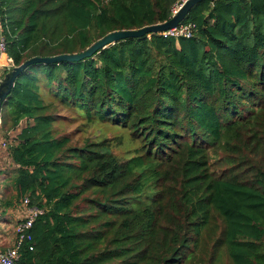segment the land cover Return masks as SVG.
Wrapping results in <instances>:
<instances>
[{
    "label": "trees",
    "instance_id": "16d2710c",
    "mask_svg": "<svg viewBox=\"0 0 264 264\" xmlns=\"http://www.w3.org/2000/svg\"><path fill=\"white\" fill-rule=\"evenodd\" d=\"M178 1L0 0L6 55L80 53L168 21ZM189 23L191 38L127 39L17 77L0 222L15 228L14 200L43 210L20 264H191L207 238L228 264H264V0H205ZM64 121L119 129L127 146L78 144Z\"/></svg>",
    "mask_w": 264,
    "mask_h": 264
},
{
    "label": "water",
    "instance_id": "95a60500",
    "mask_svg": "<svg viewBox=\"0 0 264 264\" xmlns=\"http://www.w3.org/2000/svg\"><path fill=\"white\" fill-rule=\"evenodd\" d=\"M202 1L205 0H187L178 8L175 14H173L171 18L164 23L146 26L137 30H123L108 33L104 37L94 42L85 51H82L80 53L64 54L54 57H33L19 66H13L7 69L6 72H4V75L0 78V114L2 105L6 101V98L9 96L12 88L14 87L17 77L29 66L37 64H60L62 62H80L93 57L99 51L104 50L108 46L114 45L118 42L127 39H139L145 36H149L150 34H158L168 31L177 27L186 18L192 7Z\"/></svg>",
    "mask_w": 264,
    "mask_h": 264
},
{
    "label": "rangeland",
    "instance_id": "374dc122",
    "mask_svg": "<svg viewBox=\"0 0 264 264\" xmlns=\"http://www.w3.org/2000/svg\"><path fill=\"white\" fill-rule=\"evenodd\" d=\"M6 57V56H3ZM64 115H67L66 112H64ZM71 114H68V116L66 117H70ZM60 125V130L66 133L71 134L72 140L78 144H81V141H84L85 139H94V137H97L98 135H103L101 139H108V140H114L116 141V148H114V153H116L117 155H120L122 153V149L123 147H120V145H118L119 143V139L117 138H112L114 135H118L120 137H122V143L127 146V135L125 133H123L121 130L119 129H114L105 125H100V124H96L95 126H80L82 125L81 122H77L75 124L73 123H67V122H59L58 123ZM13 135L11 134V137ZM99 137V136H98ZM11 141L6 140V138L4 137L3 134H0V175L2 176L0 178V180H7L6 177H8V175H5L6 173H8L12 167L11 165V161L10 158L8 157V154L6 153V149L8 147V144ZM2 143H5L6 145L3 146ZM8 157V158H6ZM3 171V172H2ZM5 173V174H3ZM2 192H4L5 194V187H2ZM20 208H18V203L14 200V207L11 208L10 210V214L9 216L13 217L12 220L13 223L16 221H18L19 217H20ZM15 225V224H14ZM14 228V226H13ZM191 264H228L226 255L224 250L223 251H219L218 253H214L213 249H212V241L209 240V238H207L203 244V247L200 248L197 252L196 255L193 259V261L191 262Z\"/></svg>",
    "mask_w": 264,
    "mask_h": 264
},
{
    "label": "built area",
    "instance_id": "2783aa9c",
    "mask_svg": "<svg viewBox=\"0 0 264 264\" xmlns=\"http://www.w3.org/2000/svg\"><path fill=\"white\" fill-rule=\"evenodd\" d=\"M187 0H179L172 9V15L176 13L178 8L185 3ZM180 3V4H179ZM194 33V24H179L177 27L170 29L165 32L158 33L163 38H191ZM155 35V34H154ZM149 37V36H148ZM6 56V57H3ZM0 68L4 69L6 72L7 69L14 66L11 59L6 55V42L1 32L0 27ZM5 146V143H2ZM29 199L25 198L20 205V217L15 224V235L16 240L12 247L5 250L0 249V264H20V249L24 242L30 243L33 239L31 228L33 227L36 219L43 214V210L29 205ZM29 251H33V246H28Z\"/></svg>",
    "mask_w": 264,
    "mask_h": 264
},
{
    "label": "crops",
    "instance_id": "0c3cea01",
    "mask_svg": "<svg viewBox=\"0 0 264 264\" xmlns=\"http://www.w3.org/2000/svg\"><path fill=\"white\" fill-rule=\"evenodd\" d=\"M4 75V69H2V68H0V78L2 77ZM6 158H8V157H6ZM9 159V158H8ZM3 172V171H2ZM2 176L0 175V178H1ZM5 179V178H4ZM5 180H0V200L2 199V196H4L5 197V194H4V192H2V187H3V182H4ZM10 210L11 209H8L7 210V212H6V215H5V217L7 218V219H12V220H14L13 219V217H11V216H9V214L11 213L10 212ZM12 220H10V221H12ZM1 221V220H0ZM15 221V220H14ZM3 222H0V249L1 250H4V249H6V248H10V247H12L13 246V244H14V233H13V231H14V228H13V230H12V227H11V229H9L10 227H8L7 225H8V222H6L5 224L3 223ZM14 224H15V222H14ZM10 226H12V224L10 225Z\"/></svg>",
    "mask_w": 264,
    "mask_h": 264
},
{
    "label": "bare ground",
    "instance_id": "6f19581e",
    "mask_svg": "<svg viewBox=\"0 0 264 264\" xmlns=\"http://www.w3.org/2000/svg\"><path fill=\"white\" fill-rule=\"evenodd\" d=\"M1 62H2V61L0 60V64H1Z\"/></svg>",
    "mask_w": 264,
    "mask_h": 264
}]
</instances>
